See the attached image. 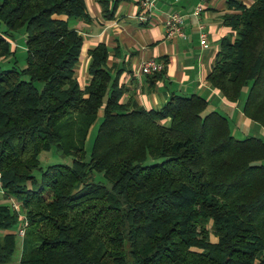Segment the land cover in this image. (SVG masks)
<instances>
[{"label": "trees", "instance_id": "1", "mask_svg": "<svg viewBox=\"0 0 264 264\" xmlns=\"http://www.w3.org/2000/svg\"><path fill=\"white\" fill-rule=\"evenodd\" d=\"M98 1L112 17L116 0ZM229 3L231 32L206 78L229 101L247 86L242 112L264 128V0ZM76 18L90 19L85 0H0V59L20 27L26 48L24 67L0 66V200L20 204L0 201V264L19 213L39 243L23 239L18 264H264V140L233 134L197 93H171L159 108L123 101L101 42L81 86ZM52 147L70 163L42 167Z\"/></svg>", "mask_w": 264, "mask_h": 264}, {"label": "crops", "instance_id": "2", "mask_svg": "<svg viewBox=\"0 0 264 264\" xmlns=\"http://www.w3.org/2000/svg\"><path fill=\"white\" fill-rule=\"evenodd\" d=\"M114 1L109 0V4ZM241 1L246 5L252 2ZM85 4L90 19L76 18L70 22L82 36L81 52L74 66V76L81 86L90 79L88 51L101 42L107 47L106 67L124 86L123 101L133 100L144 108H159L171 93H197L207 99V109L217 110L232 121L233 134L247 135L249 118L242 112L243 99L227 100L206 78L220 38L231 32L223 20L225 13L236 11L229 0H153L149 9L144 8L142 0H116L110 18L102 16L98 0H85ZM171 12L182 15L183 35L165 34L163 21ZM142 13L147 16L144 20L138 18ZM201 30L206 32L207 47L199 42ZM149 57L164 62L162 75L154 82L150 80L151 73L140 71L142 61Z\"/></svg>", "mask_w": 264, "mask_h": 264}, {"label": "rangeland", "instance_id": "3", "mask_svg": "<svg viewBox=\"0 0 264 264\" xmlns=\"http://www.w3.org/2000/svg\"><path fill=\"white\" fill-rule=\"evenodd\" d=\"M12 34L13 36H12V41H11V49L13 50V52H11L6 57H3L0 59V66L2 67L16 66L17 68H22L25 66V59H26L24 27L18 28ZM36 85L40 86L41 83L37 81ZM246 92H247V86H243L241 89L240 95L238 97V100L244 99ZM100 118L101 117L99 114L98 117L93 121V123L91 124L89 128L87 138L85 141L86 158L88 157V154L90 152L91 144H92L94 135L96 133V129L100 121ZM229 122L232 128L231 130H233L234 124L232 123V121H229ZM247 122H248L247 123V135L257 134V136H259L261 139L264 140V128H262L257 122H251V120L249 119L247 120ZM39 161H40V165L42 167H45L47 164L52 163V162L70 163L71 157L61 155L54 147H52L49 150L41 151V153L39 154ZM258 162L264 165V158L260 159ZM34 172L38 174L39 171L35 170ZM0 187H1V184H0ZM0 201L3 203H7V204L10 203V199L4 198V197L1 198ZM16 226H17V223L15 224L14 228ZM211 238L214 239L213 236H211ZM23 239H25V244H30V246H33L39 243V237L37 233L33 230V227L32 226L26 227L25 234L22 237L18 235L15 236V241H16L15 251L10 261L6 262L5 264H18V259L22 251V240Z\"/></svg>", "mask_w": 264, "mask_h": 264}, {"label": "built area", "instance_id": "4", "mask_svg": "<svg viewBox=\"0 0 264 264\" xmlns=\"http://www.w3.org/2000/svg\"><path fill=\"white\" fill-rule=\"evenodd\" d=\"M153 3V0H142V4L144 6V8L149 9L151 7ZM138 18L140 20H144L147 18V16L142 13L138 16ZM181 23H182V15L177 13V12H171L168 15L165 16L164 21H163V25H164V29H165V34L168 37H173L175 35H183L182 29H181ZM200 44L203 47H207L208 46V42H207V36H206V32L205 31H200V40H199ZM164 67V62L161 60H157L153 57H149L147 59H145L144 61H142L141 65H140V71L143 73H153L156 71H160L162 70ZM0 192H4L1 187H0ZM8 199H10V206L12 209L19 211L20 206L18 204V202L13 199L12 197H8ZM20 215V219L17 222V226L13 229V232L22 237L25 234V230L28 224V221L26 219V217L22 214L19 213Z\"/></svg>", "mask_w": 264, "mask_h": 264}]
</instances>
